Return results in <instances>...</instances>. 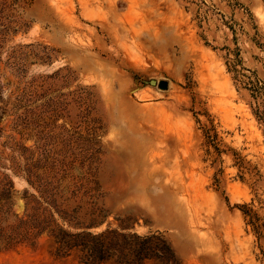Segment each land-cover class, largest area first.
Returning a JSON list of instances; mask_svg holds the SVG:
<instances>
[{
	"label": "rangeland",
	"instance_id": "rangeland-1",
	"mask_svg": "<svg viewBox=\"0 0 264 264\" xmlns=\"http://www.w3.org/2000/svg\"><path fill=\"white\" fill-rule=\"evenodd\" d=\"M4 176L10 222L47 190L180 264H264V0H0ZM55 246L0 264H86Z\"/></svg>",
	"mask_w": 264,
	"mask_h": 264
},
{
	"label": "trees",
	"instance_id": "trees-1",
	"mask_svg": "<svg viewBox=\"0 0 264 264\" xmlns=\"http://www.w3.org/2000/svg\"><path fill=\"white\" fill-rule=\"evenodd\" d=\"M12 186L9 178H0V248L25 242L35 244L46 233L53 238L58 255H66L76 249L82 252L81 258L86 264H96L109 258L119 264H143L150 257L160 258L168 264H180L170 244L161 235H140L126 231L129 224L124 220H120L118 227L112 228L109 225L94 232L91 228L100 226L106 220L98 207H92L86 218L79 214L81 207L70 210L62 208L64 202H59L55 194L47 190H39L42 199L35 197L36 205L32 213L10 222Z\"/></svg>",
	"mask_w": 264,
	"mask_h": 264
},
{
	"label": "water",
	"instance_id": "water-1",
	"mask_svg": "<svg viewBox=\"0 0 264 264\" xmlns=\"http://www.w3.org/2000/svg\"><path fill=\"white\" fill-rule=\"evenodd\" d=\"M150 82H151V84H156V80H154V79L151 80ZM158 85H159L160 88H166L168 83L165 80H161Z\"/></svg>",
	"mask_w": 264,
	"mask_h": 264
}]
</instances>
